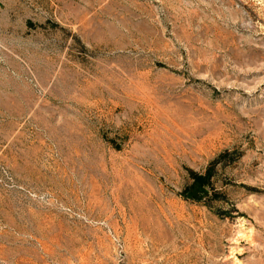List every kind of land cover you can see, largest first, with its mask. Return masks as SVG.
Masks as SVG:
<instances>
[{"label": "rangeland", "instance_id": "1", "mask_svg": "<svg viewBox=\"0 0 264 264\" xmlns=\"http://www.w3.org/2000/svg\"><path fill=\"white\" fill-rule=\"evenodd\" d=\"M0 264H264V0H0Z\"/></svg>", "mask_w": 264, "mask_h": 264}]
</instances>
